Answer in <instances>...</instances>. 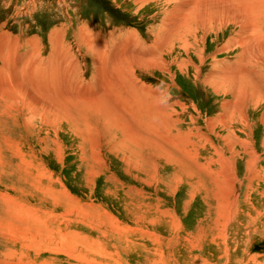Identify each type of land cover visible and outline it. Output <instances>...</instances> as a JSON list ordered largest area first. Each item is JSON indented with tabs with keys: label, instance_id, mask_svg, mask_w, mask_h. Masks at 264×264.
Instances as JSON below:
<instances>
[{
	"label": "rangeland",
	"instance_id": "374dc122",
	"mask_svg": "<svg viewBox=\"0 0 264 264\" xmlns=\"http://www.w3.org/2000/svg\"><path fill=\"white\" fill-rule=\"evenodd\" d=\"M167 2L0 0V86L7 88L0 93V264H264V126L255 122L264 104L249 114L256 158L248 155L247 129L211 134L208 121L228 97L174 67L171 78L152 65L164 51L165 59L188 60L185 46L169 43L180 28L163 39L174 22ZM212 27L189 48L202 75L233 68L244 51L229 42L242 30ZM258 27L264 32V19ZM114 56L120 74L115 64L110 71ZM243 71L251 68L235 74ZM41 74L53 83L38 81ZM99 82L102 98L93 94ZM134 82L145 86L143 97ZM127 92L137 95L123 100ZM64 94L100 109L106 101L113 113L41 109L69 104L60 101ZM147 98L149 109L166 113L149 130L141 110ZM236 153L242 159H232Z\"/></svg>",
	"mask_w": 264,
	"mask_h": 264
},
{
	"label": "bare ground",
	"instance_id": "6f19581e",
	"mask_svg": "<svg viewBox=\"0 0 264 264\" xmlns=\"http://www.w3.org/2000/svg\"><path fill=\"white\" fill-rule=\"evenodd\" d=\"M169 3H173L174 7H172V9L170 10V17L169 20L172 19L174 22L169 25H165V30L163 29V39L165 38L166 34L168 32H174L176 30H179V32L175 35V37L172 39V41H170L169 43L173 42V43H177L178 46L183 45L185 46V54H186V60L185 62H178L176 59V57H171L170 59H165L166 58V51L159 53V57H158V63L157 62H151L153 63L152 65L155 66L158 64V71L159 73L162 74H168L171 76H175L174 74H172V72H170L171 68H176L177 69V73L179 75H186L187 78L193 79L195 83H200L202 85H204L206 88L210 89L212 94L215 96H217L219 93L220 95H222L224 101L227 100L226 98L228 97V100L226 102H220V111L218 113V117L214 118V119H210L208 121V123H211V129L210 132L212 133H216V131L218 130H225V132H229V133H233L235 134V132L237 133V130L240 131V133L242 132L243 129H247V136L248 139L250 140V149L248 150V155L250 159L256 158L255 157V153L253 151V143L255 142L254 140V129L251 126V123H249V121L252 122V117L258 113V107L261 104H264V32L260 31V28L258 27V24L260 22L261 19H264V0H168L167 2ZM172 5V6H173ZM213 25L216 26H220L219 27V32H222L223 29H227L229 27H233L236 31H241V33L239 34V36L235 39V40H229L230 42V47H232L231 49L234 48H238V49H243L244 51L240 54L239 57H236L235 60V64L232 65L233 68H225V67H221L220 66H216L214 68H212L211 70L207 71L205 75H202L203 73H201L200 67L199 65L196 66L193 64V61H191L192 59H190L191 57L193 58V52L191 50H189V48L196 47V40H197V35L199 30L203 31V35L204 38H201L202 41L201 43L206 39V36L208 34V32L213 29ZM237 28V29H236ZM211 32V31H210ZM220 36V35H219ZM5 39V38H4ZM161 40H157L156 42L159 43ZM190 41V42H189ZM172 45L170 46V49L172 51H175V47ZM195 43V44H194ZM193 44V45H192ZM187 46V47H186ZM205 46V45H204ZM119 47V46H118ZM4 49V47H2ZM103 48V47H102ZM124 48V47H123ZM1 49V51L3 50ZM230 49V50H231ZM177 50V48H176ZM195 50V49H194ZM5 51V50H4ZM2 51V52H4ZM168 51V50H167ZM7 52V51H6ZM5 52V53H6ZM125 52V51H124ZM131 52V51H130ZM133 52V51H132ZM139 52V51H138ZM112 53V52H111ZM10 54V53H9ZM8 54V57H9ZM12 54V53H11ZM123 54V53H122ZM126 54V53H125ZM189 54H192V56H189ZM229 54V53H228ZM31 55V54H30ZM114 55V54H113ZM117 55V54H116ZM148 55H154V54H148ZM196 57L195 59H197L200 63H203V60L200 59L199 55L200 54H195ZM233 55V54H232ZM122 56V55H120ZM198 56V57H197ZM224 56V55H223ZM226 56V55H225ZM117 57V56H116ZM15 58V57H14ZM126 58V57H125ZM211 58V57H210ZM212 59V58H211ZM214 59V57H213ZM114 60H115V56L113 58H111V70H113L114 68ZM196 60V61H197ZM214 61V60H213ZM9 62V61H8ZM139 62V61H138ZM145 62V61H144ZM23 63V62H22ZM136 63V62H135ZM150 63V61L148 62ZM214 63V62H213ZM2 64V63H1ZM13 64V63H12ZM215 64V63H214ZM242 64V65H240ZM5 64L3 63L2 66H4ZM11 65V64H10ZM108 65V64H107ZM130 65V64H129ZM150 65V64H147ZM151 65V66H152ZM217 65V64H216ZM219 65V64H218ZM21 66V65H20ZM24 65L22 64L21 69ZM132 66V65H131ZM134 66V64H133ZM250 67L251 68V72H247V71H243L241 73L235 74V70L236 71H241L244 69V67ZM108 67V66H107ZM115 68H117L116 72L118 74H120V70H122L119 66H117V64H115ZM149 68V67H148ZM204 68V67H203ZM8 69V67H7ZM25 69V68H24ZM134 69V68H133ZM141 69V68H139ZM150 69V68H149ZM10 70V69H9ZM13 70L16 71H21L18 68L15 67L13 65ZM28 70V69H27ZM154 70H156L154 68ZM4 71V70H3ZM6 71V69H5ZM24 71V70H23ZM133 71V70H132ZM148 71V69H147ZM8 72V71H7ZM12 72V71H11ZM46 72V71H45ZM60 72V71H59ZM109 72V71H108ZM128 72V71H127ZM131 72V71H130ZM135 72V70H134ZM0 73H2V71H0ZM20 73V72H19ZM110 73V72H109ZM148 73V72H147ZM4 74V72H3ZM31 74V73H30ZM46 74V73H44ZM133 74V73H132ZM5 75V74H4ZM33 75V74H32ZM31 75V76H32ZM58 75V74H57ZM13 76V75H12ZM11 76V77H12ZM16 76V75H15ZM35 76V75H34ZM107 76V75H105ZM129 76V75H128ZM133 78V75H131ZM113 77V76H112ZM114 77H117L114 75ZM14 78V77H13ZM23 78V77H22ZM44 75H39L38 77V81L43 80ZM106 78V77H105ZM110 78V77H109ZM129 79V77H126ZM6 79V77H5ZM101 79V77L99 78ZM122 79V78H121ZM120 79V80H121ZM3 80V79H1ZM37 80L33 79V82L35 84H38ZM56 80V79H55ZM108 80V79H107ZM107 80L105 82H107ZM127 80V79H126ZM136 80V79H135ZM173 80V79H172ZM32 81V80H31ZM46 84H50L49 82L52 81V79L48 78L47 81L43 80ZM129 81V80H128ZM174 81V80H173ZM2 82V81H1ZM6 81L3 80V83H5ZM109 82V80H108ZM121 82V81H120ZM140 82V81H139ZM15 83H17L19 85V82L16 80ZM53 83V81H52ZM103 83V82H101ZM128 83V82H127ZM10 84V83H9ZM100 84V82H99ZM109 84V83H108ZM121 84V83H120ZM17 85V86H18ZM33 85V84H32ZM103 85V84H102ZM134 87L133 89L137 92V94L141 97H143V95L139 94L138 92L141 91V89L137 86V83L134 82ZM141 85V84H140ZM143 85V84H142ZM99 86V89H95L94 91V95L102 98V94L103 92V87L104 86ZM108 86V85H107ZM124 86V84H123ZM132 86V85H131ZM9 87V86H7ZM21 87V86H19ZM106 87V86H105ZM42 88V87H41ZM112 88V87H111ZM116 88V87H115ZM131 88V87H130ZM145 88V86L143 87ZM26 89V88H25ZM140 89V91H139ZM7 88L6 87H2L0 86V93L6 91ZM9 90H11V88H9ZM107 91V90H105ZM144 92V89L143 91ZM147 93V91H146ZM63 94V93H62ZM60 94V95H62ZM92 94V96H93ZM133 94L134 98H135V94L132 92H127L126 95H122V99L123 100H129V97H131ZM136 94V95H137ZM157 94V93H156ZM71 95H66L64 94L63 97L60 99V101L62 100H66L69 104H66V102L62 101L59 103H62V105L60 106L59 103H56L53 106V109L51 108V106L49 105V103L45 104V108H41L43 109L45 112L50 111L51 113L54 112L55 113V108H61V112L62 110L68 111L70 106H72L73 108L77 107V109H80V111H90L91 110V114H95V116L101 117L103 115H106L107 112H111V114L113 113L112 108H110L108 105L106 107V101L105 104H103V108L100 109L97 105H89L86 106L84 105L81 100H79V98H77L76 96H72ZM81 95V94H80ZM105 95V94H104ZM131 95V96H130ZM148 95V94H146ZM82 96V95H81ZM161 97V96H160ZM163 97V96H162ZM133 98V99H134ZM137 98V97H136ZM155 98V97H154ZM157 98V97H156ZM32 101H33V107H35V104H38L33 97H31ZM113 99V98H112ZM119 99V98H118ZM131 99V98H130ZM19 100V99H18ZM121 100V99H119ZM141 100V99H140ZM157 100V99H156ZM17 101V100H16ZM23 101V100H22ZM52 101V100H51ZM111 101V100H109ZM145 101V100H144ZM159 101V100H157ZM21 102V101H20ZM91 102V100H90ZM93 102V101H92ZM112 102H114L112 100ZM117 102H119L117 100ZM147 109H141L143 110L144 113H147V130L151 129V127H155L158 122L160 121V118H162L161 116L163 115V113H160L161 107L159 108H155L153 106V110L149 109V103H148V98H147ZM150 102V101H149ZM153 102V100H152ZM155 102V101H154ZM78 103V105H76ZM121 103V102H120ZM123 103V102H122ZM126 103V102H125ZM142 103H145L142 101ZM141 103V104H142ZM151 103V102H150ZM163 103V102H162ZM179 103V102H178ZM19 104V102H18ZM44 104V103H42ZM41 104V105H42ZM110 104V103H109ZM116 104V103H115ZM128 104V103H126ZM125 104V105H126ZM159 104V103H157ZM161 105V104H159ZM97 106V107H94ZM129 106V105H128ZM158 107V105H156ZM164 106V104H163ZM167 106V105H166ZM174 106V105H173ZM191 106V105H190ZM125 107V106H124ZM145 107V106H144ZM143 107V108H144ZM171 107V106H170ZM169 107V108H170ZM192 107V106H191ZM32 108V107H31ZM37 108V106H36ZM74 108V109H75ZM122 108V107H121ZM140 108V107H138ZM167 108V107H166ZM190 108V107H189ZM195 108V107H194ZM18 109V108H17ZM34 109V108H33ZM120 109V108H119ZM135 109V108H134ZM171 109V108H170ZM193 109V108H192ZM140 110V111H141ZM168 109H165V112ZM173 110V109H172ZM187 109H185L186 111ZM122 111V110H121ZM137 111V110H135ZM134 111V113H136ZM197 115H199L195 110H193ZM128 112V111H127ZM126 112V113H127ZM37 113V112H36ZM122 113H124V111H122ZM133 113V112H131ZM142 113V112H141ZM169 113V112H168ZM174 113V112H173ZM252 113L251 118H249V114ZM35 114V111L32 112V114L30 115V117H33ZM125 114V113H124ZM137 114V113H136ZM166 114V113H165ZM164 114V115H165ZM123 115V114H121ZM126 115V114H125ZM134 116V114H132ZM163 118H166L164 117ZM171 115V114H170ZM175 115V114H174ZM113 117H115V115H112ZM167 116H169L167 114ZM177 117V115H175ZM137 117V116H136ZM179 117V116H178ZM182 117V116H181ZM185 117V116H184ZM189 123H196V117L194 115H190L189 116ZM104 118V117H103ZM123 117H121L122 119ZM126 118V116L124 117ZM128 118V117H127ZM171 118V117H169ZM133 119V118H132ZM209 119V118H208ZM105 120V118H104ZM166 120V119H163ZM168 120V119H167ZM259 120V119H258ZM109 121V120H108ZM121 121V120H120ZM146 121V120H145ZM173 121V120H172ZM175 121V120H174ZM178 121V120H177ZM188 121V119H187ZM207 121V119H206ZM255 121V120H254ZM111 122V121H110ZM169 122L170 119H169ZM179 122V121H178ZM257 123V125L260 126H264V113L261 114V118L259 121H255ZM173 123V122H172ZM176 123V122H175ZM131 124V123H130ZM171 123H169L170 125ZM238 124H240V128L238 127ZM137 125V124H136ZM162 126H164L163 124H161ZM166 125L168 126V124L166 123ZM165 125V126H166ZM174 126V123L172 124ZM176 125V124H175ZM129 126V125H128ZM135 126V125H132ZM164 126V127H165ZM177 126V125H176ZM171 126H169L170 128ZM118 128V127H117ZM135 128V127H134ZM142 128V127H141ZM139 128H135V130H138ZM161 129H163V127H161ZM168 129V127L166 128ZM130 130V129H129ZM143 130V129H142ZM164 130V129H163ZM163 130H161L163 132ZM169 130V129H168ZM188 130V129H187ZM235 130V132H234ZM141 131V130H139ZM146 131V130H145ZM144 131V134H145ZM167 130H165L166 132ZM133 132V131H130ZM172 132V131H170ZM168 132V133H170ZM142 133V131L140 132V134ZM187 133V132H186ZM185 133V135H186ZM139 134V135H140ZM135 135V134H134ZM171 135V133H170ZM169 135V136H170ZM175 136L177 134H174ZM194 135V133H193ZM191 134V139L192 136ZM207 135V133H206ZM232 135V134H231ZM147 136V135H146ZM151 136L156 138L158 137L157 134L155 133H151ZM150 136V137H151ZM179 136V135H178ZM188 136V133H187ZM186 136V137H187ZM188 136V138H190ZM129 137V136H128ZM144 137V136H143ZM162 137V136H161ZM181 137H183V135H181ZM195 137V136H193ZM200 137V136H199ZM198 137V138H199ZM146 138V137H145ZM165 138V137H164ZM163 138V139H164ZM178 138V137H177ZM229 138V137H227ZM234 138V137H233ZM128 141H133V137L131 138H127ZM162 139V138H161ZM160 139V140H161ZM167 139V138H166ZM171 139V138H170ZM217 139V138H216ZM236 139V138H234ZM238 139V138H237ZM136 140V137H135ZM141 140H144L142 138H138L137 141H135L136 143L139 142ZM153 140V139H152ZM159 140V141H160ZM180 140V139H179ZM221 140V139H220ZM228 140V139H227ZM231 140V138H230ZM233 140V139H232ZM151 141V140H150ZM155 142V140H153ZM152 141V142H153ZM162 141V140H161ZM160 141V143H161ZM165 140H163L162 142H164ZM175 141V140H174ZM229 141V140H228ZM236 141V140H235ZM177 142V141H176ZM202 142V141H201ZM238 142V141H237ZM236 142V143H237ZM147 143H149V140L147 138ZM170 143V141H169ZM178 143V142H177ZM187 143V142H186ZM189 143V141H188ZM194 143V142H193ZM231 143V142H230ZM244 143V142H243ZM263 143V142H262ZM134 144V143H133ZM174 144V143H171ZM176 144V143H175ZM183 144V143H182ZM200 144V143H199ZM245 145H249V142H245ZM138 145V144H135ZM179 145V143H178ZM193 145V144H191ZM203 145V144H202ZM201 145V147H202ZM224 145V144H223ZM231 145V144H230ZM172 146V145H171ZM177 146V145H176ZM206 146V145H205ZM203 146V147H205ZM139 147V146H138ZM178 147V146H177ZM181 147V146H180ZM194 147V146H193ZM196 147V146H195ZM207 147V146H206ZM188 148V147H187ZM219 148V147H218ZM192 149V148H191ZM200 149V148H199ZM242 149V148H241ZM162 150V149H161ZM170 150V149H169ZM185 150V148H184ZM195 150V149H194ZM194 150H192L194 152ZM203 150V148H202ZM178 151V149H177ZM186 151V150H185ZM243 151V150H241ZM191 152V151H190ZM244 152V151H243ZM171 153V152H170ZM163 154V153H162ZM169 154V153H168ZM247 154V153H246ZM159 155V154H158ZM157 155V156H158ZM179 155V153L177 154ZM221 155V154H219ZM238 153L235 154L234 156H231L232 159H236V158H241L238 157ZM242 155V154H241ZM166 156V155H165ZM218 156V154H217ZM244 156V154H243ZM167 157V156H166ZM223 157V156H222ZM253 157V158H251ZM158 158V157H157ZM242 159V158H241ZM179 160L180 157H179ZM249 160V159H248ZM154 162V161H153ZM181 162V161H180ZM251 163V162H250ZM248 162H247V166H248ZM252 164V163H251ZM252 166V165H251ZM250 167V165H249ZM251 168V167H250ZM249 168V169H250ZM224 169V168H223ZM252 170V169H250ZM253 171V170H252ZM247 190V189H246Z\"/></svg>",
	"mask_w": 264,
	"mask_h": 264
}]
</instances>
